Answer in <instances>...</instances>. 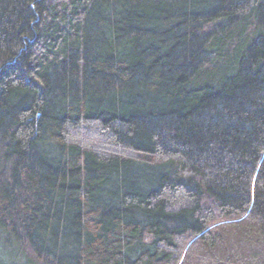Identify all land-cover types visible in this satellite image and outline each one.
<instances>
[{
	"label": "trees",
	"instance_id": "16d2710c",
	"mask_svg": "<svg viewBox=\"0 0 264 264\" xmlns=\"http://www.w3.org/2000/svg\"><path fill=\"white\" fill-rule=\"evenodd\" d=\"M0 264H264V0H0Z\"/></svg>",
	"mask_w": 264,
	"mask_h": 264
}]
</instances>
